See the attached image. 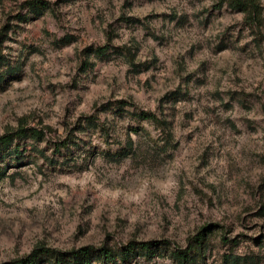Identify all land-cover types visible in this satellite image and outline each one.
Masks as SVG:
<instances>
[{
    "label": "rangeland",
    "instance_id": "1",
    "mask_svg": "<svg viewBox=\"0 0 264 264\" xmlns=\"http://www.w3.org/2000/svg\"><path fill=\"white\" fill-rule=\"evenodd\" d=\"M230 1L0 0V138L44 134L0 145V264L206 226L189 264H264V0Z\"/></svg>",
    "mask_w": 264,
    "mask_h": 264
},
{
    "label": "trees",
    "instance_id": "2",
    "mask_svg": "<svg viewBox=\"0 0 264 264\" xmlns=\"http://www.w3.org/2000/svg\"><path fill=\"white\" fill-rule=\"evenodd\" d=\"M230 3L243 11H250L254 16L259 13V6L257 0H231ZM101 53L106 51V48H100ZM143 118H150L157 120V116L152 113L143 112ZM43 132L36 128H19L17 131L9 133L0 138L1 146H8L15 137L26 138L32 137L37 140L44 138ZM195 236L190 238V242L185 248H178L175 250V258L179 264H189L193 261L194 252L200 251L204 245L208 231L212 232L210 228L204 227ZM159 240H148L142 242L130 241L122 246L119 250L115 251L113 247L103 244L101 246L84 245L79 248L73 249H59L50 246L36 247L27 256L15 259L9 264H93L99 261L102 264L115 263L117 258L122 261H127L132 255L135 254L139 248L141 254L152 257L155 254L154 248L163 244Z\"/></svg>",
    "mask_w": 264,
    "mask_h": 264
}]
</instances>
